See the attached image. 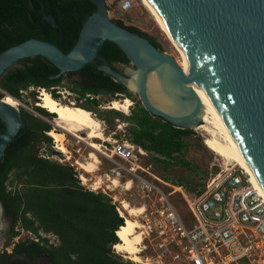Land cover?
I'll return each instance as SVG.
<instances>
[{
  "label": "trees",
  "instance_id": "trees-1",
  "mask_svg": "<svg viewBox=\"0 0 264 264\" xmlns=\"http://www.w3.org/2000/svg\"><path fill=\"white\" fill-rule=\"evenodd\" d=\"M95 9L91 0H0V53L29 38L48 41L67 53L75 44L84 20ZM44 15H51L57 26L49 23ZM113 20L147 37L162 50L154 36L125 25L121 19ZM99 55L119 72L121 70L115 64L129 63L122 50L108 40L101 45ZM98 64L96 59L78 71L52 77L59 70L44 57L25 58L3 75L0 87L19 97V90L30 85L49 91L50 87L60 85L66 79L76 99L89 101L94 106L99 105L98 100L86 94H120L132 98L124 85L100 70ZM49 92L54 98L58 96L54 90ZM6 97L7 94H0L1 99ZM79 106L90 110L85 104ZM36 109L53 116L42 107ZM116 114L126 119L129 138L150 152L147 161H151L157 170L167 169L170 162L186 165L180 156L187 147L186 138L192 133L191 128H177L161 117L152 116L139 100L127 115L115 109L100 115L102 120L110 123ZM21 117L25 129L7 144L0 162V204L12 223L8 238L16 234L13 229L19 224L34 234L39 231L53 233L58 244H48L45 238L44 242L19 241L13 245L11 253L0 252V264H25L20 259L11 261L20 253H26L30 259L44 255L53 264H130L112 251V245L120 241L116 231L124 220L110 198L100 191L84 188L73 167L40 156L36 144L48 140L45 131H50L51 126L28 113H21ZM4 127L0 120V133ZM10 174L18 186L9 189L6 181ZM182 184L185 183L178 185L188 188Z\"/></svg>",
  "mask_w": 264,
  "mask_h": 264
},
{
  "label": "water",
  "instance_id": "water-1",
  "mask_svg": "<svg viewBox=\"0 0 264 264\" xmlns=\"http://www.w3.org/2000/svg\"><path fill=\"white\" fill-rule=\"evenodd\" d=\"M91 1L96 9L84 20L67 53L48 41L29 38L0 53V80L25 58L44 57L59 70L52 77L78 71L97 59L98 68L129 93H136L152 116L191 129L202 121L198 116L202 102L193 88L200 86L264 193V0H149L183 50L187 75L173 55L110 18L105 0ZM44 18L57 26L51 15ZM107 40L122 50L133 71L119 72L99 55ZM153 71L160 75L167 72L170 89L183 109L165 111L151 102L147 79ZM132 79L134 90L128 86ZM0 120L5 126L0 133L1 162L7 144L22 134L25 123L18 109L1 99ZM2 211L0 204V214ZM2 229L6 230H0V246L10 226L6 223ZM16 257L25 255L11 261Z\"/></svg>",
  "mask_w": 264,
  "mask_h": 264
},
{
  "label": "built area",
  "instance_id": "built-area-1",
  "mask_svg": "<svg viewBox=\"0 0 264 264\" xmlns=\"http://www.w3.org/2000/svg\"><path fill=\"white\" fill-rule=\"evenodd\" d=\"M118 3L117 11L125 12L132 7L133 0H119ZM60 87L66 89L64 85L49 88L58 94L56 99L59 101ZM25 89L19 90L20 95ZM0 93L7 92L0 87ZM86 96L93 97L92 94ZM12 97L20 101L18 97ZM19 106L22 105H17L16 109ZM114 132L101 141L102 149L97 151L96 169H100L104 162L107 168L100 176L98 189L93 191L106 194L123 220L121 199L137 208L135 219L139 227L136 229L142 236L140 255L146 250L153 252V257L141 255L144 259H149L150 264H264V196L241 167L228 165L210 175L201 190L194 191L191 196L185 193L187 208L192 215V219L185 221L158 183L161 179L154 173L153 163L147 161L150 152L129 137L119 139ZM39 155L54 158L48 154ZM79 178L84 188L92 190L83 183L81 175ZM113 178L117 179V186L113 185ZM127 183L129 187H126ZM167 186L170 187L168 194L185 189L181 185L167 183ZM117 187L124 193L129 192L130 198H123L121 193H109ZM23 230L19 224L14 226L15 242L20 237L18 232ZM26 233L29 240L37 242L40 236L52 237L48 243L58 244L53 233L39 231L34 234L28 230ZM113 246V252L126 258Z\"/></svg>",
  "mask_w": 264,
  "mask_h": 264
},
{
  "label": "rangeland",
  "instance_id": "rangeland-1",
  "mask_svg": "<svg viewBox=\"0 0 264 264\" xmlns=\"http://www.w3.org/2000/svg\"><path fill=\"white\" fill-rule=\"evenodd\" d=\"M107 4L108 14L109 17L112 19H121L125 25H131L134 26L141 31L150 34L154 36L157 41L161 44L162 51L170 53L175 57L176 60H178L177 63L180 62L182 57H180L179 53L176 51L172 43L169 41V39L166 37L164 32L161 30V28L158 26L157 22L152 18V16L149 14V12L144 8V6L141 4L140 0H133V5L131 8H129L125 12H118V2L119 0H105ZM115 66L121 70L122 73L126 74L129 71H133L134 67L128 63V64H115ZM60 85H64L66 89L60 87V90L62 91L61 101L65 103H74L79 105L85 104L91 112H93V116L100 120L101 128L104 136L111 134L113 131H115V136L119 139H124L126 137H130L128 133V122H126V119L119 115H113V119L110 123L105 122L102 120L103 116L100 115L103 113V111H107L111 109L108 105L110 102L114 99H121L124 98V96L118 94L117 96H109L106 94H98L93 95L98 102L99 105H92L89 101L86 102L83 99H76L74 92L69 90V86L71 84L66 81V79H63L61 81ZM30 89L26 88L25 92L21 94L18 98L20 101L24 104V106H19L18 111L21 113H28L33 115L34 117H37L41 119L42 121H45L46 123L50 124L51 129L55 130H61V127L56 126L52 122V118L56 115L50 116L49 114L42 112L40 110H37L36 105L37 101L39 100L40 96V90L37 86H29ZM40 91V92H39ZM70 91V92H69ZM3 95L2 93H0ZM132 101V105L129 107L134 106L136 100L138 99V95L136 93L132 94V98H129ZM58 100V99H57ZM26 105V106H25ZM31 108L32 112L29 108ZM122 115H127L130 113V110L128 112L124 113L120 110H116ZM83 134V135H82ZM45 135L48 137V140H44L40 143L36 144V148L38 150V154L42 153L45 155H52L56 161H58V158L60 159V163L69 165L73 167L74 171L76 172V175L78 176L77 179L80 182L79 175L81 173H84L81 168H79V165L76 164V160H85L87 157V154L89 153L91 149L90 145H87V143L79 141L77 138L70 134H66V148L68 150V154L70 156L69 159L66 158V154L62 153L61 151L57 150L55 145L56 142L54 141L53 137L45 133ZM82 137L86 136V132L82 131L79 133ZM204 135L205 133L202 130H198L196 128L192 129V133L189 134L186 138V145L187 147L184 149V154L180 157L183 161L186 162V165H180V164H172L170 162L167 169H161V171L157 170L156 167L154 168L155 174L161 179V183L158 182L163 189L164 193L167 194L168 199L170 202L177 208L178 212L182 216V218L187 221L188 219H192V215L188 211L187 205L188 201L185 199L184 194L186 193L187 196H191L194 191L201 190L203 185L205 184L206 180L210 177V175H213L214 173L218 172L220 169H224L225 167H228V165L225 164L223 159L213 153L211 150H209L205 144H204ZM68 137V138H67ZM97 142L101 143V140L95 139ZM90 144L91 142L88 141ZM54 148H52V146ZM72 156V157H71ZM67 159V160H66ZM59 162V161H58ZM71 164V165H70ZM232 164V163H231ZM229 164V165H231ZM107 164L104 162L100 169H95L93 172H87L84 173L87 178L89 179H95L96 176H101L102 173L106 170ZM13 175L10 174V177L6 181V185L9 188H14L17 185L16 181H13ZM167 183L178 186L179 183H185L182 185L188 186L186 189H181V191L168 194V191L170 190V187L167 186ZM104 186V185H103ZM102 186V187H103ZM93 191V190H92ZM110 194L113 193H121L123 195V198L129 199L130 193L126 192L124 193L122 188L117 187L114 191H110ZM119 199L121 197L118 196ZM9 218L5 216V214H0V230H2L3 225L8 223ZM12 223H10V232H11ZM14 230V229H13ZM27 230H23V232H18L20 234V237L18 239L19 241H24L29 239L28 234L26 233ZM9 232V233H10ZM45 237H39V242H44ZM47 240V243L52 239L51 238H45ZM12 237H7V240L3 242L2 246H0V252L5 251L6 253L12 252V244H16ZM49 244V243H48ZM8 248L10 251L6 249ZM114 248V247H113ZM114 255L119 257L120 259H124L128 261L129 263L135 264L134 262H131L132 260L128 258H123L122 256L116 254L114 252ZM143 256H151L153 257V252L151 250H146L141 253Z\"/></svg>",
  "mask_w": 264,
  "mask_h": 264
},
{
  "label": "bare ground",
  "instance_id": "bare-ground-1",
  "mask_svg": "<svg viewBox=\"0 0 264 264\" xmlns=\"http://www.w3.org/2000/svg\"><path fill=\"white\" fill-rule=\"evenodd\" d=\"M140 2L149 12L152 18L157 22L158 26L172 43L176 51L179 53L180 57H182L178 64L185 72V75H187L188 69L186 68L184 52L181 49L180 45L172 39L168 27L155 11L151 2L149 0H140ZM135 77L136 74L133 73V79ZM133 79L129 80L128 82V86L132 90L136 89V85ZM170 85V79L167 72L161 73V75L156 71L151 72L147 79L148 97L154 105L165 111L172 112L181 110L184 108L183 103L176 100L175 96L173 95L174 93L170 89ZM193 88L202 102L201 110L198 115L202 119V121L194 128L202 130L205 133V146L213 153L221 157L226 165L232 163L241 167L244 172L250 176L251 181L258 189L260 194L264 196L262 189L260 188L255 177L253 176L245 160L240 154L238 148L233 142L231 136L226 130L206 92L202 87L197 85H193ZM5 94H7L8 97L2 99L0 98L2 102L15 108L17 107V105L24 106V104L17 98L12 97L8 93H3V96ZM36 105L38 107L44 108L49 113L56 114L52 118V122L54 125L61 127V130L51 129L47 134L53 137L54 141L56 142V149L61 151L62 153H65L67 159H69L70 156L68 154L65 143L66 134H70L77 138L79 141L85 142L87 143V145H90L92 150L89 151L86 159L76 160V164L79 165V168H81L84 173L93 172L96 169V163L98 162L97 151L102 149V145L100 144V142H97L95 139H99L101 141L106 140V137L104 136L101 128L102 122H100V120L93 116V112L84 107L78 106L77 104H74L72 102L65 103L60 102L57 99H53L50 93L45 89L41 90L39 100L37 101ZM131 105V99H129V97H124L121 99L112 100L108 106L111 109L120 110L126 113L128 112V110H130L129 107ZM82 131L86 132L85 137L79 135V133ZM88 141H90L91 143L89 144ZM84 173L80 174L83 183L89 185L92 190L98 189L99 185L101 184L100 177L96 176L93 180L87 178ZM112 183L113 185L117 186V179L113 178ZM126 187H129V183L126 184ZM121 205L122 208L120 211L124 217V224L120 226L116 231V235L118 236L120 241L113 247L119 253H122L126 258L132 260L136 264H150L149 259H144L140 255L139 244L141 243L142 236L139 230L136 229L137 227H139L138 222L135 219V215L136 213H138L137 208L135 206L129 205L127 200L125 199H121Z\"/></svg>",
  "mask_w": 264,
  "mask_h": 264
},
{
  "label": "flooded vegetation",
  "instance_id": "flooded-vegetation-1",
  "mask_svg": "<svg viewBox=\"0 0 264 264\" xmlns=\"http://www.w3.org/2000/svg\"><path fill=\"white\" fill-rule=\"evenodd\" d=\"M10 223H11V220L9 219L8 226H10ZM5 230L6 229H2V231H5ZM9 232H10V229H9ZM9 234L7 235V237L9 236ZM7 237H6L5 241L7 240ZM21 254H24L25 257L24 258L16 257L12 261H14L15 259H20V260L25 261V264H53V263H51L52 261L49 258H47L46 256H44V255L36 256L33 259H30V257L28 255H26V253H20V254H17L15 256H18V255H21Z\"/></svg>",
  "mask_w": 264,
  "mask_h": 264
},
{
  "label": "clouds",
  "instance_id": "clouds-1",
  "mask_svg": "<svg viewBox=\"0 0 264 264\" xmlns=\"http://www.w3.org/2000/svg\"><path fill=\"white\" fill-rule=\"evenodd\" d=\"M56 99V98H55Z\"/></svg>",
  "mask_w": 264,
  "mask_h": 264
}]
</instances>
